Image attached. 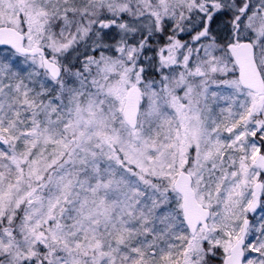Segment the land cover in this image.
<instances>
[{
    "label": "snow or ice",
    "instance_id": "1",
    "mask_svg": "<svg viewBox=\"0 0 264 264\" xmlns=\"http://www.w3.org/2000/svg\"><path fill=\"white\" fill-rule=\"evenodd\" d=\"M0 264H264V0H0Z\"/></svg>",
    "mask_w": 264,
    "mask_h": 264
}]
</instances>
